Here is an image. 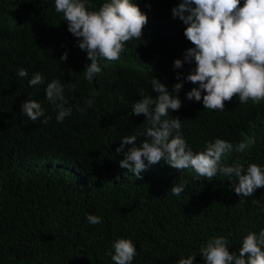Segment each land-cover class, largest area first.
Here are the masks:
<instances>
[{"label": "trees", "instance_id": "trees-1", "mask_svg": "<svg viewBox=\"0 0 264 264\" xmlns=\"http://www.w3.org/2000/svg\"><path fill=\"white\" fill-rule=\"evenodd\" d=\"M105 2L110 0H87L88 10ZM132 2L148 18L143 36L126 42L118 61L100 58L101 72L88 81L87 53L63 13L55 11V0H0V264H114L107 253L114 252L118 238L133 241L132 264H177L189 256L205 264L200 248L210 238L225 237L229 252L238 254L249 232L264 229V188L239 197L235 176L218 172L209 181L163 159L141 178L120 167L131 147L117 153L122 138L150 126L132 108L144 96L158 95L152 92L154 77L170 93L182 83L172 93L181 108L170 110L167 119L181 120V134L194 153L219 138L233 145L222 155L223 166L240 163L245 173L250 163L264 169V101L241 104L236 96L224 111H215L204 109L202 99L188 100L187 93L198 87L186 80L195 62L174 67L194 47L184 36L186 25L172 13L180 0ZM20 68L27 77L17 75ZM37 71L45 82L32 87L28 81ZM55 79L65 85V107L72 109L62 123L45 95ZM95 91L99 95L90 96ZM28 99L41 103L47 123L21 112ZM253 137L250 149L236 150ZM144 139L138 136L137 144ZM181 183L184 191L173 195L171 188ZM88 215L102 223L90 224Z\"/></svg>", "mask_w": 264, "mask_h": 264}, {"label": "clouds", "instance_id": "clouds-1", "mask_svg": "<svg viewBox=\"0 0 264 264\" xmlns=\"http://www.w3.org/2000/svg\"><path fill=\"white\" fill-rule=\"evenodd\" d=\"M87 0H55V11L63 13L68 24V31L78 38V47L86 51L87 60L84 77L92 81L101 72L99 59L109 62L118 61L126 50L125 43L140 39L148 18L132 0H110L103 3L98 10L89 11ZM185 25L184 36L194 47L186 50L184 60L176 59L175 68H182L185 62H195V68L186 76V80L198 84L187 93V99L201 101L204 109L224 111L225 102H231L236 96L241 104L251 101L259 104L264 101V0H180L172 9ZM67 60L65 52L60 61ZM17 75L27 77L28 72L20 68ZM180 79V75H177ZM43 75L35 72L28 81L35 87L44 84ZM152 96H144L134 103L132 114L145 116L149 127L143 133L124 136L117 153H124V146L131 145L120 167L130 170L136 178L149 166L162 159L176 169H194L195 173L211 181L219 172L223 176H235L238 183L232 184L239 197H251L260 188H264V169L250 163L246 173L244 166L235 163L232 166L221 164L222 155L229 152L233 145L226 140L215 139L208 142L202 152H193L181 134V120L167 119L170 110L181 108L178 95L182 83H177L172 93L157 78L151 79ZM70 90L75 88L69 83ZM65 85L59 79L52 80L45 89L46 99L57 111L56 120L62 123L65 117L72 115L71 107H65ZM202 93H206L202 96ZM99 95V91L90 96ZM93 100L86 101L91 107ZM21 112L31 121L41 117L47 123L41 103L28 99L21 104ZM84 111L85 109H78ZM163 118V119H162ZM145 139L137 144L138 136ZM255 144V138L241 142L237 151L243 152ZM147 162V163H145ZM185 185L175 184L171 193L180 196ZM258 203V201H254ZM92 224L102 223V218L88 215ZM229 241L221 237L210 238L206 246L202 245L200 254L205 264H264V229L259 233L249 232L242 241L238 254L230 253ZM114 252L107 253L114 264H132L137 251L130 238H118L112 244ZM195 256L180 258L177 264H194Z\"/></svg>", "mask_w": 264, "mask_h": 264}]
</instances>
